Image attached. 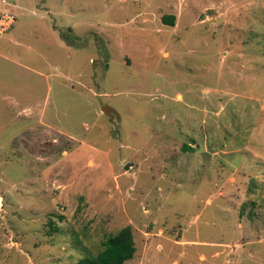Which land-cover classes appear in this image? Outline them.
<instances>
[{"label": "rangeland", "instance_id": "1", "mask_svg": "<svg viewBox=\"0 0 264 264\" xmlns=\"http://www.w3.org/2000/svg\"><path fill=\"white\" fill-rule=\"evenodd\" d=\"M13 2L0 264H264V0Z\"/></svg>", "mask_w": 264, "mask_h": 264}, {"label": "trees", "instance_id": "2", "mask_svg": "<svg viewBox=\"0 0 264 264\" xmlns=\"http://www.w3.org/2000/svg\"><path fill=\"white\" fill-rule=\"evenodd\" d=\"M174 18L173 15L167 16L164 18V22L174 25ZM103 245V250L96 256L84 257L78 264H127L137 252L133 231L130 226L108 237Z\"/></svg>", "mask_w": 264, "mask_h": 264}, {"label": "built area", "instance_id": "3", "mask_svg": "<svg viewBox=\"0 0 264 264\" xmlns=\"http://www.w3.org/2000/svg\"><path fill=\"white\" fill-rule=\"evenodd\" d=\"M13 0H0V40L16 24L17 16L12 10Z\"/></svg>", "mask_w": 264, "mask_h": 264}, {"label": "water", "instance_id": "4", "mask_svg": "<svg viewBox=\"0 0 264 264\" xmlns=\"http://www.w3.org/2000/svg\"><path fill=\"white\" fill-rule=\"evenodd\" d=\"M103 112H104L106 115H109V116H111V117H113V114H116V115H117V113L115 112V110L112 109L111 107H104V108H103Z\"/></svg>", "mask_w": 264, "mask_h": 264}]
</instances>
